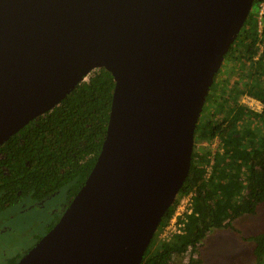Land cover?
<instances>
[{"label":"water","instance_id":"obj_1","mask_svg":"<svg viewBox=\"0 0 264 264\" xmlns=\"http://www.w3.org/2000/svg\"><path fill=\"white\" fill-rule=\"evenodd\" d=\"M255 0H0V147L105 69L101 152L17 264H141L189 177L195 131Z\"/></svg>","mask_w":264,"mask_h":264},{"label":"trees","instance_id":"obj_2","mask_svg":"<svg viewBox=\"0 0 264 264\" xmlns=\"http://www.w3.org/2000/svg\"><path fill=\"white\" fill-rule=\"evenodd\" d=\"M255 2L260 5L264 0ZM238 42L244 45L250 60H254L259 47L264 46V21L260 27L257 17L250 14L235 44ZM232 49L226 59H231ZM114 87L111 73L105 69L92 72L56 108L32 121L0 147V214L26 199L40 202L66 186L70 204L101 152ZM253 97L264 102L257 94ZM231 99L216 91L208 95L206 104L210 103L212 109L210 116L202 119V114L196 128L189 177L163 218L141 264H173L177 256L198 255L212 230L230 228L239 233L231 222L254 215L264 204V141L256 145V134L249 146L245 140L241 143L238 139L240 126L242 133L247 134L246 123L263 117L264 112H254L239 103L237 97ZM216 139L220 140L221 149L212 153L209 144ZM204 142L207 146H203ZM211 155L212 163L208 160ZM190 194H193V212L187 218L185 233L161 241L160 234L180 199ZM245 240L254 244L255 264L264 263V234ZM17 260L9 264H16ZM190 264L198 261L191 257Z\"/></svg>","mask_w":264,"mask_h":264},{"label":"rangeland","instance_id":"obj_3","mask_svg":"<svg viewBox=\"0 0 264 264\" xmlns=\"http://www.w3.org/2000/svg\"><path fill=\"white\" fill-rule=\"evenodd\" d=\"M259 13V4L255 2L250 14L256 18ZM260 47L259 50L261 51L263 46ZM261 63L252 65L248 63L247 65L253 69V71H250L247 70V65L241 59L234 60L231 67L227 65L228 60L226 59L218 76L219 78L224 76L227 79L231 77V84L234 85L233 91L227 92L230 82L227 80L224 83L226 84L223 91V93L225 92L224 96H230L234 99L240 95L237 97V99L239 98V103L253 108L256 113L264 112V104L261 105L257 102V99L252 97L257 100L255 101L248 97L257 94L264 100V59ZM227 66L231 68L233 73L230 76L225 72ZM219 82L217 78L216 84ZM226 107V110L229 111V107ZM211 109V104H206L202 119L208 117ZM220 118L222 119V117H219V120ZM246 125L247 128L244 129L247 134L244 135L242 133V126H240L242 132L238 133V139L241 143L245 140V145L249 146V141L250 139L251 141L253 140L255 134L258 136V138L254 139L256 145L258 141L260 143L264 141V116L252 118ZM203 146H207V143L204 142ZM220 149L221 143L219 139L209 144V150L212 153ZM208 160L212 163L213 155L209 156ZM67 192L68 187L66 186L40 202L26 199L0 214V264L9 261L11 258L23 257L35 246L39 239L46 235L49 227L57 221L69 205ZM231 224L239 233L233 232L230 228L212 230L202 242L200 253L191 256L194 261H198V264H255L256 261L253 255L254 244L245 239L264 234V204L257 208L254 215L243 216L232 221ZM163 232L160 234V240H168ZM191 257L189 254L177 256L173 264H190Z\"/></svg>","mask_w":264,"mask_h":264},{"label":"flooded vegetation","instance_id":"obj_4","mask_svg":"<svg viewBox=\"0 0 264 264\" xmlns=\"http://www.w3.org/2000/svg\"><path fill=\"white\" fill-rule=\"evenodd\" d=\"M261 46H263V45H261ZM233 49H232V52H231V59H227L228 60V64L227 65H230V67L233 65L232 64V62L234 61V60H237V59H241L242 60V62L243 63H246V65L249 63V65H252V64H254V63H256L257 61H263V59L262 60H260L261 59V57H262V55H263V52H264V46H263V48H262V50L260 51L259 50V54H258V56H256V57H254V60H250L251 58H249V56L247 55V53L246 52H244V45H242V44H240L239 42L238 43H236V44H234L233 46ZM261 48V47H260ZM242 54H245V55H243L242 56ZM225 60H226V58H225ZM244 60H247V62H245ZM262 64V63H261ZM249 65H247V70H250V71H253V69H251V67L249 66ZM225 72L227 73V75H232L233 73H232V70H231V68H229L228 66H227V69L225 70ZM231 72V73H230ZM219 74H220V72L218 73V75H217V77L215 78V81H214V84H213V86H212V88H211V90H210V93H211V91L212 92H214V91H216L217 92V94H220V95H223V89L225 88V85L226 84H224L227 80H229V82H230V86H229V90L227 91V92H231V91H233V86L234 85H232L231 84V82L232 81H230L231 80V77H230V79L228 78H226V77H224V76H221L220 78L218 77L219 76ZM249 74V73H248ZM253 74V73H252ZM250 75V74H249ZM217 78H218V80L220 81L218 84H216V80H217ZM209 93V94H210ZM238 96H240V95H238ZM238 96H236V97H238ZM250 96V95H249ZM253 96H250V97H248L249 99H252V100H255V99H257V98H255V99H253L252 98ZM258 100V101H257ZM257 100H255V101H257L258 103H260L261 105H263L264 104V102H262L260 99H257ZM205 106H206V104H205ZM264 106V105H263ZM205 108V107H204ZM251 109V108H250ZM253 110V109H252ZM254 111V110H253ZM203 114V113H202ZM210 116V115H209ZM69 206V205H68ZM66 210V209H65ZM63 215V214H62ZM61 215V216H62ZM60 216V217H61ZM60 217H59V219H60ZM59 221V220H58ZM57 221V222H58ZM56 222V223H57ZM55 223V224H56ZM54 227V226H53ZM52 227V228H53ZM51 228V229H52ZM50 229V230H51ZM49 230V231H50ZM49 231H47V233L49 232ZM46 233V234H47ZM40 240V239H39ZM37 244V243H36ZM35 244V245H36ZM32 249V248H31ZM22 258V257H21ZM21 258H11L9 261H6L5 263L3 262V264H9L12 260H15V259H18L17 260V263H18V261L21 259ZM16 263V264H17Z\"/></svg>","mask_w":264,"mask_h":264},{"label":"built area","instance_id":"obj_5","mask_svg":"<svg viewBox=\"0 0 264 264\" xmlns=\"http://www.w3.org/2000/svg\"><path fill=\"white\" fill-rule=\"evenodd\" d=\"M259 7H260V13L259 16L257 17V21L261 27L264 21V3H261ZM192 210H193V194H190L186 197H183V199L180 201L177 209L175 210L173 217L171 218L170 222L168 223L167 227L163 232L165 233L168 240L172 239L177 235H181L185 233V225L187 222V218L189 215L192 214L193 212Z\"/></svg>","mask_w":264,"mask_h":264}]
</instances>
